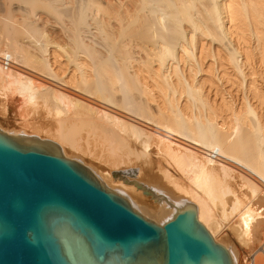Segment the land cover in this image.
Instances as JSON below:
<instances>
[{"label":"bare ground","instance_id":"bare-ground-1","mask_svg":"<svg viewBox=\"0 0 264 264\" xmlns=\"http://www.w3.org/2000/svg\"><path fill=\"white\" fill-rule=\"evenodd\" d=\"M256 69L261 78L264 0H0V113L14 98L23 113L20 128L0 121V131L55 143L152 219L168 218L175 207L111 175L138 168L125 178L193 202L237 264L264 241ZM238 83L247 104L210 99Z\"/></svg>","mask_w":264,"mask_h":264},{"label":"water","instance_id":"water-1","mask_svg":"<svg viewBox=\"0 0 264 264\" xmlns=\"http://www.w3.org/2000/svg\"><path fill=\"white\" fill-rule=\"evenodd\" d=\"M138 171L111 175L175 207L168 218L152 219L55 143L0 131V264H237L193 202L125 178Z\"/></svg>","mask_w":264,"mask_h":264},{"label":"rangeland","instance_id":"rangeland-1","mask_svg":"<svg viewBox=\"0 0 264 264\" xmlns=\"http://www.w3.org/2000/svg\"><path fill=\"white\" fill-rule=\"evenodd\" d=\"M227 44V43H226ZM229 46V45H228ZM254 67H256L255 65H253ZM257 70V72H258V74L256 73L255 75H253V78L256 80V82H258V83H255V90H257L258 89V92H262L263 94H264V78H263V76H262V74H261V78L259 77L260 76V71L258 70V69H256ZM247 72H248V70H247ZM264 74V73H263ZM255 76V77H254ZM258 76V77H257ZM263 80V81H262ZM220 85V84H219ZM222 85H220V88H222V89H219L218 91L219 92H217L218 94L215 96H213V94H214V91H213V93H211V96H210V99H213V100H219V102H220V100L222 99L221 97L222 96H224L223 98H225V99H223V100H225V101H221V102H227V105L229 106H233L234 108H235V106H236V108H238V107H240L241 105H243L244 103H245V100H247V99H243L244 98V96H245V98H247L246 96L248 95V93L246 94L245 93V91H244V87H245V85L243 84V88H241V86H240V84L238 83L236 86L237 87H235V85L234 86H222ZM238 87H240V88H238ZM259 87V88H258ZM224 88V89H223ZM226 88V89H225ZM228 88V89H227ZM257 88V89H256ZM231 89V90H230ZM221 90V91H220ZM223 90V91H222ZM230 93V94H229ZM261 93V94H262ZM221 94V95H220ZM244 94H246V95H244ZM262 94V95H263ZM213 96V97H212ZM218 96V97H217ZM251 94H250V92H249V95H248V98L249 99H251ZM216 97V98H215ZM220 97V98H219ZM263 97H264V95H263ZM212 100V101H213ZM11 101H12V103L13 104H11ZM19 101V98H14V99H11L10 101H9V104H11V105H9L7 108L8 109H11L10 111L8 110V114H6V115H4L3 113H0L1 115H0V121H3V122H7V124H6V122H5V124H4V127L6 128H11L13 125L15 126H13V128H20L19 127V124H20V126H22L21 124L23 123V119L22 120H19V119H21V118H23L22 116H21V114L23 115V113L22 112H20L19 113V111H20V102H18ZM216 101V103H218ZM231 101V103L233 104H231V103H229ZM220 102V103H221ZM229 103V104H228ZM225 104V103H224ZM245 104H247V102L245 103ZM244 104V105H245ZM13 105V106H12ZM11 106V107H10ZM17 106H18V108H17ZM232 107V108H233ZM19 109V111L17 112V110ZM261 113H262V115H263V117H264V104H263V107L261 108ZM10 112V113H9ZM13 113V114H12ZM18 114H20V116L18 115ZM4 115V116H3ZM8 115V116H7ZM3 116V117H2ZM5 116H6V118H5ZM21 117V118H20ZM4 119V120H2V119ZM26 119L29 121V122H31L27 117H26ZM37 119V118H36ZM32 120V119H31ZM38 120V119H37ZM17 121V122H16ZM12 123H13V125H12ZM17 123H19V124H17ZM8 125V126H7ZM9 125H11V126H9ZM67 151H68V149H67ZM70 151V150H69ZM68 151V152H69ZM70 153H71V155H73L72 154V151H70L69 152V155H70ZM76 155H78V154H76ZM78 156H80V155H78ZM65 158V157H64ZM70 158H72V157H70ZM80 158H82L83 160H85L84 158H85V156H81ZM157 158V157H156ZM155 158V159H156ZM86 159L87 160H85L86 162H93L94 163V165L95 166H101V167H103V165L102 164H99V163H97V161H95V160H92L91 161V159L88 157L87 158V156H86ZM69 160H71V159H69ZM89 160V161H88ZM95 161V162H94ZM97 163V164H96ZM263 240H264V238H263ZM261 241H262V239H261ZM262 242H264V241H262ZM261 242V243H262ZM261 243H258V244H256V247H259L260 245H261ZM242 251V255H246V253H248L246 250H242V249H240V252Z\"/></svg>","mask_w":264,"mask_h":264},{"label":"built area","instance_id":"built-area-1","mask_svg":"<svg viewBox=\"0 0 264 264\" xmlns=\"http://www.w3.org/2000/svg\"><path fill=\"white\" fill-rule=\"evenodd\" d=\"M1 64L5 69L12 68V60L8 55H5L1 59ZM260 255L264 257V247L262 249L258 247L253 252L248 253L247 256L242 260V264H264V262L259 259Z\"/></svg>","mask_w":264,"mask_h":264}]
</instances>
